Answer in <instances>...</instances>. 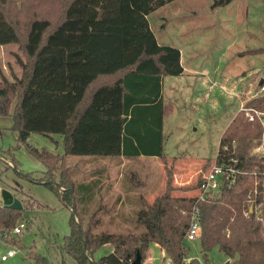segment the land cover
<instances>
[{
	"label": "trees",
	"instance_id": "obj_1",
	"mask_svg": "<svg viewBox=\"0 0 264 264\" xmlns=\"http://www.w3.org/2000/svg\"><path fill=\"white\" fill-rule=\"evenodd\" d=\"M172 1L0 0V44L17 45L22 53L20 77L12 80L0 72V115H10L13 108L19 143L47 168L43 178L33 181L52 188L71 210L76 209V182L65 155L160 157L167 163L164 118L171 108L165 104L163 80L181 75L184 68L181 50L158 42L148 15ZM232 1L215 0L213 7ZM246 105L264 112V93ZM32 133L63 134L65 154L31 146ZM262 140L261 120L251 121L239 111L222 134L217 157L236 158L241 172L221 195L199 201V192L176 196L168 170L165 191L152 203L141 199L136 213L141 230L98 233L93 231L100 223L96 213L87 227L72 214L65 251L79 264L91 259L92 264H133L138 255L143 264L148 247L157 243L172 263L187 264L186 232L197 207L207 264L215 248L229 264H264V154L252 153ZM4 154L17 165L10 151ZM22 203L23 209L0 206L2 238L30 210ZM252 204L258 210L251 211ZM105 244H112L113 251L95 259Z\"/></svg>",
	"mask_w": 264,
	"mask_h": 264
},
{
	"label": "rangeland",
	"instance_id": "obj_2",
	"mask_svg": "<svg viewBox=\"0 0 264 264\" xmlns=\"http://www.w3.org/2000/svg\"><path fill=\"white\" fill-rule=\"evenodd\" d=\"M214 3L215 0H174L150 14L159 42L182 48L183 64L188 69L183 75H169L163 81L166 103L172 109L164 118L167 163L160 157L65 155L64 164L76 182L75 211L83 227L96 213L100 223L93 227L94 232L141 230L136 222L141 199L152 203L165 191L168 170L172 171L176 187L174 195L196 196L217 156L223 131L240 111L241 100L263 94L260 77L264 76V0H233L222 7H213ZM250 32L256 33L258 42H253ZM255 49L258 52L239 55ZM21 54L17 45L0 44V72L12 80L20 77ZM174 85L176 101L169 94ZM11 114L0 115V206H4L3 190L7 189L30 210L19 220L27 225L22 233L16 234L13 229L5 238L0 236V264H79L64 249L74 212L52 188L33 181L43 178L47 168L19 143ZM28 143L40 150L65 154L63 134L32 133ZM261 143L264 140L254 146L252 153ZM8 151L16 159V166L6 159L4 153ZM132 174L135 179H131ZM119 196L124 197L121 206L117 204ZM185 242L187 264L194 259L207 264L200 239ZM12 248L17 254L3 261L2 255ZM112 249V244L102 246L94 258ZM208 255L211 264H227L228 256L218 248ZM146 259L149 264L169 262L168 255L156 245H151Z\"/></svg>",
	"mask_w": 264,
	"mask_h": 264
},
{
	"label": "built area",
	"instance_id": "obj_3",
	"mask_svg": "<svg viewBox=\"0 0 264 264\" xmlns=\"http://www.w3.org/2000/svg\"><path fill=\"white\" fill-rule=\"evenodd\" d=\"M261 90L262 93H264V84L261 85ZM240 111L245 112L246 116L251 121H254L256 117L259 118L262 124L264 125V112L254 107H248L246 104L243 103L241 104ZM255 152L257 154H264V143H261L259 146H256ZM237 164L238 160L234 157H232L229 161H222L218 160V157L216 156L209 171L204 175L200 182L198 201L206 200L209 197L219 196L222 194V191L227 184L234 183L237 178V175L241 172ZM251 208L253 211L254 208L258 210L259 207H255V205L252 204ZM26 227L27 225L24 222H21L14 228V232L16 234H20ZM201 232L202 229L200 224L199 209L197 207H194L191 223L186 232V239H199L201 236ZM16 254L17 250L15 248H12L6 254L2 255L1 259L5 261L15 256ZM170 263H172V260L169 258L168 264Z\"/></svg>",
	"mask_w": 264,
	"mask_h": 264
},
{
	"label": "crops",
	"instance_id": "obj_4",
	"mask_svg": "<svg viewBox=\"0 0 264 264\" xmlns=\"http://www.w3.org/2000/svg\"><path fill=\"white\" fill-rule=\"evenodd\" d=\"M235 1V0H234ZM148 18H150V15H148ZM149 21H150V19H149ZM150 25H151V28H152V24H151V21H150ZM250 34H251V38H254V40H253V42H258V37H257V35H256V33H251L250 32ZM158 42H159V40H158ZM160 43V42H159ZM161 44V43H160ZM162 45H164V44H162ZM180 50H181V55H182V58H181V62H182V65H183V68H184V71H183V73L181 74V75H183L188 69H186V66L183 64V53H184V50L182 49V48H179ZM191 73H196V71L195 70H192V69H190L189 70ZM4 72V71H3ZM5 73V72H4ZM200 73V72H199ZM6 74V73H5ZM244 75V74H243ZM261 78V80H260V84H262V82L264 81V76H261L260 77ZM244 79H246L245 77H244ZM164 81V80H163ZM262 81V82H261ZM174 87H175V85L174 86H172L171 88H173V89H171V91H170V96H173L174 97V100L173 101H176V97H175V89H174ZM163 96H164V100H165V104L166 105H168L166 102H167V94H166V92L164 91V88H163ZM253 97H255V95H253V96H250L249 98H247V99H242L241 100V103H240V106H241V104L242 103H246L248 100H250V99H252ZM239 109H240V107H239ZM172 110V109H171ZM171 110H170V112H171ZM170 112L167 114V115H169L170 114ZM166 115V116H167ZM165 116V117H166ZM230 123H228V125H229ZM228 125L226 126V128L228 127ZM224 132V131H223ZM223 134V133H222ZM221 137H222V135H221ZM221 137H220V140H221ZM89 159V158H88ZM117 201L119 202V203H117L119 206H121V205H123L124 204V197H122V196H119L118 198H117ZM151 245H156L157 247H160L161 249H162V247L159 245V244H157V243H152ZM151 245L148 247V250H147V256H148V252H149V249H150V247H151ZM104 246H110V244H105ZM113 251V249L111 250V251H109L107 254H109V253H111ZM162 251H163V253H165V251L162 249ZM107 254H105V255H107ZM190 258H188V260H189ZM6 261V260H5ZM230 261V259H228V261L227 262H229ZM144 264H149V261H148V259H146L145 260V262H144Z\"/></svg>",
	"mask_w": 264,
	"mask_h": 264
},
{
	"label": "water",
	"instance_id": "obj_5",
	"mask_svg": "<svg viewBox=\"0 0 264 264\" xmlns=\"http://www.w3.org/2000/svg\"><path fill=\"white\" fill-rule=\"evenodd\" d=\"M6 159L11 161L8 158H6ZM3 199H4V206L5 207H9L12 209H23V207H24L22 201L19 198H17L11 191H9L7 189L3 190ZM72 211L74 212V215L77 216L75 208H72ZM251 211H252V208H251ZM229 262H227V264H229ZM133 264H142V260H141L140 255L137 256V258L135 259Z\"/></svg>",
	"mask_w": 264,
	"mask_h": 264
}]
</instances>
